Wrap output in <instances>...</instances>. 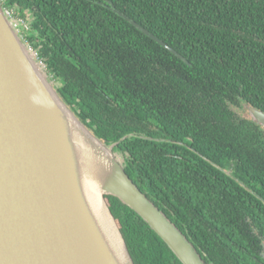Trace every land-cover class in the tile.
Masks as SVG:
<instances>
[{
    "label": "trees",
    "instance_id": "1",
    "mask_svg": "<svg viewBox=\"0 0 264 264\" xmlns=\"http://www.w3.org/2000/svg\"><path fill=\"white\" fill-rule=\"evenodd\" d=\"M109 1L3 0L62 100L205 262L264 264V127L248 110L264 112V0ZM106 198L135 264H182Z\"/></svg>",
    "mask_w": 264,
    "mask_h": 264
},
{
    "label": "water",
    "instance_id": "2",
    "mask_svg": "<svg viewBox=\"0 0 264 264\" xmlns=\"http://www.w3.org/2000/svg\"><path fill=\"white\" fill-rule=\"evenodd\" d=\"M49 75L13 28L0 0V264H135L109 195L147 222L182 264H207L135 184L113 146L76 117ZM248 110L264 127V112ZM83 178L100 190L117 240L107 236Z\"/></svg>",
    "mask_w": 264,
    "mask_h": 264
},
{
    "label": "bare ground",
    "instance_id": "3",
    "mask_svg": "<svg viewBox=\"0 0 264 264\" xmlns=\"http://www.w3.org/2000/svg\"><path fill=\"white\" fill-rule=\"evenodd\" d=\"M81 146L83 147L82 144ZM83 181L85 182L84 185L87 187V192H88L90 203L101 225L104 227V230L107 236L111 239V241H114L115 225L106 212L105 206L101 199L100 190L96 188L95 184H93L92 182H89L90 180H88L87 178H83Z\"/></svg>",
    "mask_w": 264,
    "mask_h": 264
},
{
    "label": "built area",
    "instance_id": "4",
    "mask_svg": "<svg viewBox=\"0 0 264 264\" xmlns=\"http://www.w3.org/2000/svg\"><path fill=\"white\" fill-rule=\"evenodd\" d=\"M3 7H4V2L3 0H1ZM4 11L5 14L7 15V17L11 20V23L13 25V28L18 32L19 36L22 38V40L26 43H28V41L25 39L26 37V33L30 28L29 23L24 19L19 17L16 14L15 9H9V8H5L4 7Z\"/></svg>",
    "mask_w": 264,
    "mask_h": 264
},
{
    "label": "rangeland",
    "instance_id": "5",
    "mask_svg": "<svg viewBox=\"0 0 264 264\" xmlns=\"http://www.w3.org/2000/svg\"><path fill=\"white\" fill-rule=\"evenodd\" d=\"M34 50V49H33ZM36 52V51H35ZM37 53V52H36ZM49 80H50V82L53 84V87L55 88V89H57V87L59 86V81H58V79H55L54 77H52L51 75H49ZM117 156L120 158V160L123 162V160H122V155L121 154H118L117 153Z\"/></svg>",
    "mask_w": 264,
    "mask_h": 264
},
{
    "label": "flooded vegetation",
    "instance_id": "6",
    "mask_svg": "<svg viewBox=\"0 0 264 264\" xmlns=\"http://www.w3.org/2000/svg\"><path fill=\"white\" fill-rule=\"evenodd\" d=\"M16 11V10H15ZM16 14H17V11H16ZM18 15V14H17ZM19 16V15H18ZM20 17V16H19ZM25 39L27 40V38L25 37Z\"/></svg>",
    "mask_w": 264,
    "mask_h": 264
}]
</instances>
